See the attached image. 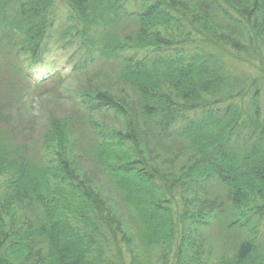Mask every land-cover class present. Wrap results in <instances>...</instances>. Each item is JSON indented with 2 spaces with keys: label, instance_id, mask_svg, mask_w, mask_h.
I'll use <instances>...</instances> for the list:
<instances>
[{
  "label": "trees",
  "instance_id": "16d2710c",
  "mask_svg": "<svg viewBox=\"0 0 264 264\" xmlns=\"http://www.w3.org/2000/svg\"><path fill=\"white\" fill-rule=\"evenodd\" d=\"M52 44L71 109L0 127V264H264V0H0V83Z\"/></svg>",
  "mask_w": 264,
  "mask_h": 264
},
{
  "label": "rangeland",
  "instance_id": "374dc122",
  "mask_svg": "<svg viewBox=\"0 0 264 264\" xmlns=\"http://www.w3.org/2000/svg\"><path fill=\"white\" fill-rule=\"evenodd\" d=\"M247 60L262 67L256 55H248ZM243 66L250 73L260 71L251 64L247 67ZM71 69L66 53L52 44L46 55L45 63L29 71L27 80L17 73L8 71L9 68L3 72L1 77L3 81L1 80L0 83V102L14 93V95H19L20 100L23 99L22 108L19 109L20 113L10 117V123L7 124L5 120H0V127H9L10 137L14 144L36 149L49 134L52 118H64L70 113L71 105L63 95L57 93V80L54 76L60 74L62 79H65ZM259 82L263 86L260 100L264 116V78ZM170 260L169 264H173ZM143 264H162L157 250L143 254Z\"/></svg>",
  "mask_w": 264,
  "mask_h": 264
}]
</instances>
